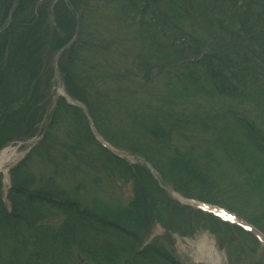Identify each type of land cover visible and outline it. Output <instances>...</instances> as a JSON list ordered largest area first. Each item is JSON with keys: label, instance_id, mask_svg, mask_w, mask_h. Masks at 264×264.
Instances as JSON below:
<instances>
[{"label": "trees", "instance_id": "trees-1", "mask_svg": "<svg viewBox=\"0 0 264 264\" xmlns=\"http://www.w3.org/2000/svg\"><path fill=\"white\" fill-rule=\"evenodd\" d=\"M120 1L134 6L147 20L146 26L157 43L160 58L165 57L169 62H179L183 57L188 59L189 72L178 79V95L190 94L195 98L199 91H205L213 97L250 98L256 101L260 113L263 112L264 0H152V4L148 0ZM85 5L86 0H0V149L16 140L37 135L47 111L54 76L52 59L46 52L51 49L54 53L64 46L77 32L78 25L75 44L62 55L59 68L69 94L87 105L96 124L103 127L92 102L102 87L94 73L98 57L94 47L82 41L89 33L82 38L85 32L75 14L76 11L82 13ZM141 28L144 34L147 28L144 25ZM202 51L204 55L198 58ZM87 61L92 62L91 66ZM94 82L100 85L94 86ZM103 93L110 95L111 92ZM60 109L65 114L70 113L78 123V133L84 134L79 133V136L90 141L88 127L83 126L86 117L82 109L61 100L56 113L52 114L53 120ZM189 116V122L204 121L206 117L199 114L201 118L198 119L197 111ZM242 117L248 116H234L242 124L236 130L239 136L228 138L225 133L221 141L231 147L234 158L245 166L246 177L254 178L257 183L260 182L258 173L253 172L252 165L264 166V132H259L257 124ZM158 133L159 130L154 129V134L160 137ZM43 141L32 149V156L40 153L39 148L45 146ZM82 144L76 141L77 146ZM102 152L110 162H117L116 166L129 170L109 152ZM191 164L190 159L180 156L168 165L175 173L187 177L186 167ZM26 165L24 160L13 170L11 211L0 194V264H77L76 251L88 258L90 264H183L162 247L151 244L141 249V232L151 224L157 206L150 197L157 195L151 189L158 185L146 168L137 167L133 172L138 176L135 197L121 212L101 202L93 208L88 206L81 196L82 184L75 185L76 175L66 176L67 170L61 164L54 165L53 174L47 179L27 172ZM156 165L165 180L171 181L184 194H190L179 184V178H173L161 165ZM79 166L71 162L70 168ZM1 178L0 175V192ZM243 187L246 190L251 186ZM226 206L264 231L258 221L242 213L241 205ZM139 210L144 213L134 218ZM59 213L65 216L48 221ZM129 218L135 220V227L126 224ZM216 222L211 220V225ZM117 226H125L128 230L116 234L120 235L118 239L101 236L105 228L113 232ZM213 229L216 230L214 226Z\"/></svg>", "mask_w": 264, "mask_h": 264}, {"label": "rangeland", "instance_id": "rangeland-1", "mask_svg": "<svg viewBox=\"0 0 264 264\" xmlns=\"http://www.w3.org/2000/svg\"><path fill=\"white\" fill-rule=\"evenodd\" d=\"M79 20L83 26L82 31L85 32L82 38L89 33L82 41L97 50L98 64L94 73L102 87L101 92L96 93L99 94L98 97L92 99L96 105V115L103 129L110 131L116 144L124 148L122 153H129L125 156L128 162L143 163L139 154L146 155L173 178H179V184L191 195L219 204L241 205L242 213L245 212L264 226V166L252 165L253 172L258 173L260 181L256 183L254 178L246 177L245 166L234 158L231 147L221 141L225 133L228 138L231 135L239 136L236 130L242 124L234 116L242 114L248 116L242 117L244 120L252 121L260 128L257 129L259 132H264V110L260 113L256 101L220 95L213 97L205 91H199L195 98L190 94L178 95V79L188 74V69H183L182 61L169 62L165 57L160 58L157 43L151 38V30L146 26L147 20L131 4L126 5L120 0H86ZM141 25L147 28L144 34ZM164 52L168 53L166 50ZM88 63L91 66L92 62ZM92 84L100 85L96 82ZM106 90L111 92L110 95L103 93ZM182 111L185 112L184 116ZM195 111L198 119L201 118L199 113L203 117L208 113L204 121H188L189 114H195ZM55 118L56 120H49L47 117L39 128L45 146L39 148L40 153L37 155H28L37 139L5 147L15 151L8 167L26 160L27 172H31L36 178L47 179L52 175L54 165L61 164L67 170L66 176L70 170L76 173L75 185L82 184L81 196L88 206L93 208L97 202H101L106 203L113 211L124 212L125 206H130L134 200L135 188L128 176L129 170H123L115 162L105 158L95 143L82 137V132H79L82 134L79 136V125L75 124L70 113L65 114L60 109ZM154 129L159 130L160 137L154 134ZM76 141H82L83 144L77 146ZM167 145L177 149L176 153L167 150ZM70 148L81 153L82 163L79 167L70 168L71 162L80 161ZM247 149L251 150L249 146ZM115 151L119 153V150ZM133 151L136 153L132 154ZM176 154L193 162L186 167L187 177H182L179 172L175 173L168 165L180 157ZM154 171L153 179H159L158 189H151L157 195L152 194L150 198L156 203L162 218L158 215L148 241L160 243L176 260L184 264H215L197 258L196 249L203 238L214 243L222 264H264V236L259 234V242L248 232L240 235L234 228L230 230V227L225 232L218 220L210 226L208 220L216 221L214 218L203 215L198 218L192 211L197 208L193 202L187 203L193 208H183V201L187 198L171 187L165 190L162 187L165 185L163 179L158 176L157 170ZM244 185L251 187L245 190ZM171 202L182 209L183 220L178 219L173 207L167 206ZM143 213L144 211L139 210L134 218ZM63 216V213H59L48 221H56ZM231 218L230 222L240 220L234 214ZM192 221L202 222L207 228L201 226L190 233ZM127 224L135 227V220L129 218ZM213 226L215 232L212 231ZM184 230H188V235H182ZM119 237L120 235H116L115 239ZM88 260L82 255L78 258L77 255V264H90Z\"/></svg>", "mask_w": 264, "mask_h": 264}, {"label": "bare ground", "instance_id": "bare-ground-1", "mask_svg": "<svg viewBox=\"0 0 264 264\" xmlns=\"http://www.w3.org/2000/svg\"><path fill=\"white\" fill-rule=\"evenodd\" d=\"M154 1V0H153ZM150 4H152V0H148ZM205 52V51H204ZM204 52L198 53V58H202ZM182 66L183 69L190 68L189 62L187 58H182ZM116 100H120L116 98ZM15 156L14 150L5 149L1 151L0 155V169L6 171V165L11 161L12 158ZM197 258L206 260L210 263L222 264V259L220 257V253L218 249H216L213 242L209 241L207 238H203L199 245L197 246Z\"/></svg>", "mask_w": 264, "mask_h": 264}]
</instances>
